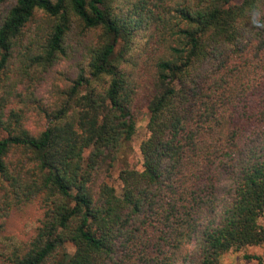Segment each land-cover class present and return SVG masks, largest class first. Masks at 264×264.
I'll return each mask as SVG.
<instances>
[{
	"label": "trees",
	"instance_id": "16d2710c",
	"mask_svg": "<svg viewBox=\"0 0 264 264\" xmlns=\"http://www.w3.org/2000/svg\"><path fill=\"white\" fill-rule=\"evenodd\" d=\"M0 132V264H219L264 243V0H0ZM29 205L28 237L3 235Z\"/></svg>",
	"mask_w": 264,
	"mask_h": 264
},
{
	"label": "rangeland",
	"instance_id": "374dc122",
	"mask_svg": "<svg viewBox=\"0 0 264 264\" xmlns=\"http://www.w3.org/2000/svg\"><path fill=\"white\" fill-rule=\"evenodd\" d=\"M240 0H231V3H238ZM67 61H61L55 65V70L66 71L68 70ZM39 93L43 97H47L48 85L43 84L39 88ZM147 120V113L145 111L138 114L136 118L135 130L131 138L125 144L124 149L121 151L120 156L114 162L109 177L108 183L112 184L118 191L120 183L117 179L118 171L122 168L136 169L140 168V155L138 146L142 139L146 136L145 123ZM28 125H30L28 123ZM3 133L0 132V136ZM34 208L29 205L19 210H13L5 220L2 234L7 237L18 239H25L32 232V227L35 224ZM259 222L264 224V214L259 218ZM71 251V247H67ZM248 255V257H245ZM256 258H252V257ZM219 264H264V243L257 245L244 246L237 250H231L224 253L220 259Z\"/></svg>",
	"mask_w": 264,
	"mask_h": 264
}]
</instances>
